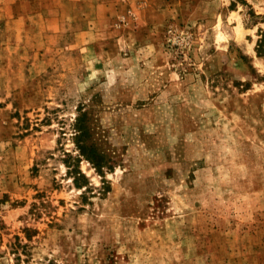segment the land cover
I'll use <instances>...</instances> for the list:
<instances>
[{
  "label": "rangeland",
  "instance_id": "374dc122",
  "mask_svg": "<svg viewBox=\"0 0 264 264\" xmlns=\"http://www.w3.org/2000/svg\"><path fill=\"white\" fill-rule=\"evenodd\" d=\"M20 261L264 264V0H0Z\"/></svg>",
  "mask_w": 264,
  "mask_h": 264
},
{
  "label": "trees",
  "instance_id": "16d2710c",
  "mask_svg": "<svg viewBox=\"0 0 264 264\" xmlns=\"http://www.w3.org/2000/svg\"><path fill=\"white\" fill-rule=\"evenodd\" d=\"M258 53H259V50H258ZM82 129H78V133L79 135L82 133ZM78 149L80 150V152L84 153V150L86 149L83 144H78ZM97 167V166H96ZM19 246V245H18ZM17 253V252H16ZM17 260H21L20 256H17ZM18 264H21V261L18 263Z\"/></svg>",
  "mask_w": 264,
  "mask_h": 264
}]
</instances>
